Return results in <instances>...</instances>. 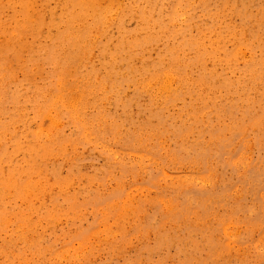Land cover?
Wrapping results in <instances>:
<instances>
[{"label":"rangeland","instance_id":"374dc122","mask_svg":"<svg viewBox=\"0 0 264 264\" xmlns=\"http://www.w3.org/2000/svg\"><path fill=\"white\" fill-rule=\"evenodd\" d=\"M0 264H264V0H0Z\"/></svg>","mask_w":264,"mask_h":264}]
</instances>
